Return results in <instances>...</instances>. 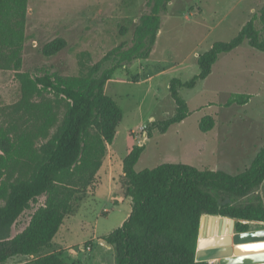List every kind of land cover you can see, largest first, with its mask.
Wrapping results in <instances>:
<instances>
[{
	"label": "trees",
	"instance_id": "obj_1",
	"mask_svg": "<svg viewBox=\"0 0 264 264\" xmlns=\"http://www.w3.org/2000/svg\"><path fill=\"white\" fill-rule=\"evenodd\" d=\"M173 0H148V12L135 26L131 44H121L87 74L63 76L41 70L22 72L29 0H0V70L15 73L21 99L0 105V264L16 257H35L34 264H68L58 256L55 238L68 217L96 192L98 174L113 145L123 114L106 94L115 72L135 61L148 60L156 44L161 15ZM123 27L121 35L127 34ZM264 52V4L229 42H217L197 58L199 73L188 81L175 78L170 93L173 116L146 128L165 134L190 116L181 89L192 90L207 79L223 54L244 42ZM63 37L46 43L42 54L54 57L68 47ZM112 66L104 68V64ZM250 95H233L227 106L245 105ZM63 112V113H62ZM216 125L212 116L199 124L202 133ZM145 146L135 145L123 161L120 186L132 212L121 227L103 239L115 251V264H211L196 260L204 215L236 220L235 232L250 231L249 223H264V200L232 204L264 186V146L245 171L199 169L165 163L136 171ZM27 227L12 236L20 217L39 203Z\"/></svg>",
	"mask_w": 264,
	"mask_h": 264
},
{
	"label": "rangeland",
	"instance_id": "obj_2",
	"mask_svg": "<svg viewBox=\"0 0 264 264\" xmlns=\"http://www.w3.org/2000/svg\"><path fill=\"white\" fill-rule=\"evenodd\" d=\"M147 2L29 0L21 71L87 74L111 50L131 44L139 18L148 12ZM263 4L264 0H173L169 4L161 15V29L150 58L117 70L106 85V94L120 107L123 120L98 174L96 192L75 216L65 220L55 238L60 258L68 264H115L114 248L103 238L121 227L132 212L120 178L123 161L135 145L145 146L135 168L138 172L165 163L232 175L250 167L264 146V52L253 50L247 41L221 55L212 74L196 88L180 90L191 113L184 122L171 126L165 134L155 130L150 138L146 128L175 114L171 81H188L197 75L198 56L217 42L235 38L251 18L259 15ZM123 27L128 32L125 36L121 35ZM58 37L65 38L68 47L54 57H45L43 46ZM111 66L112 62L104 64V68ZM242 94L251 96L247 104L227 106L231 96ZM20 99L15 73L0 70V105H13ZM207 116L214 117L216 125L202 133L199 124ZM259 200H264V186L246 198L227 201L236 205ZM43 203L41 198L20 217L12 236L27 227ZM249 229H264V223L251 222ZM34 260L16 257L6 264H34Z\"/></svg>",
	"mask_w": 264,
	"mask_h": 264
},
{
	"label": "water",
	"instance_id": "obj_3",
	"mask_svg": "<svg viewBox=\"0 0 264 264\" xmlns=\"http://www.w3.org/2000/svg\"><path fill=\"white\" fill-rule=\"evenodd\" d=\"M209 219L229 221L231 227L224 230L213 224L209 228ZM235 223L231 218L202 216L196 260H218V264H264V229L236 233Z\"/></svg>",
	"mask_w": 264,
	"mask_h": 264
},
{
	"label": "bare ground",
	"instance_id": "obj_4",
	"mask_svg": "<svg viewBox=\"0 0 264 264\" xmlns=\"http://www.w3.org/2000/svg\"><path fill=\"white\" fill-rule=\"evenodd\" d=\"M222 219L220 220H213V219H209L208 222H207V225L208 227H212L213 224H215V226H218L219 228H223L224 230H227L228 228L231 227V223L229 221H221Z\"/></svg>",
	"mask_w": 264,
	"mask_h": 264
},
{
	"label": "crops",
	"instance_id": "obj_5",
	"mask_svg": "<svg viewBox=\"0 0 264 264\" xmlns=\"http://www.w3.org/2000/svg\"><path fill=\"white\" fill-rule=\"evenodd\" d=\"M114 142H115V140H114ZM113 145H114V143H113ZM112 145V146H113ZM109 148H111V146L109 147ZM110 156V152H109V150H108V156L106 157V158H108ZM209 263H211V264H218L219 262H218V260L217 261H212V262H209Z\"/></svg>",
	"mask_w": 264,
	"mask_h": 264
}]
</instances>
